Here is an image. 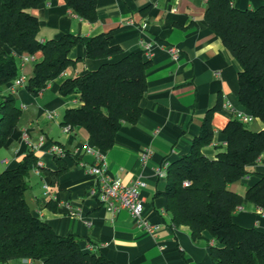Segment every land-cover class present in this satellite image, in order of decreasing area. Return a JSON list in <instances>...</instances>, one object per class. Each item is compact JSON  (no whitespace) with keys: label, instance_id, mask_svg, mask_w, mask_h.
Segmentation results:
<instances>
[{"label":"crops","instance_id":"1","mask_svg":"<svg viewBox=\"0 0 264 264\" xmlns=\"http://www.w3.org/2000/svg\"><path fill=\"white\" fill-rule=\"evenodd\" d=\"M262 4L264 0H234L240 9ZM205 7L206 0H95L93 22L78 16L64 0H48L31 10L38 17L40 40L68 32L82 36L110 33L112 42L123 53L142 50L144 46L151 50L144 72L146 86L140 100V115L134 123L120 126L113 145L106 151L93 145L83 127L63 131L65 110L80 101L76 93L59 92L66 77L93 70L106 59L82 58V46L75 45L71 58H81L37 94L25 85L14 87L13 82L0 89V99L12 94L21 110L15 127L0 147V171L15 167L30 150L43 169L56 171L62 165L54 182L42 169L31 168L25 191L31 212L57 234L76 236L82 249L102 254L112 264L212 263L209 246L217 243L209 232L202 231L193 237L187 225H172L166 199L161 194L166 175L158 171L190 150L206 115L213 133L201 150L206 157L213 158L226 147V123L237 119L238 113L251 114L237 97L240 66L210 29L204 18ZM165 43L179 48L177 58L169 55ZM22 54L16 53L15 57L18 76L26 83L32 75L33 62L29 61L32 65L26 69L27 62L21 65ZM34 58L40 59L41 53L34 54ZM216 103L219 107L213 109ZM250 123L253 130L263 127L258 117H252L247 125ZM54 143L66 153L60 161L50 151ZM97 155L108 175L125 184L144 182L139 195L144 201V216L158 224L155 236L139 227L126 208L111 211L90 194L95 176L87 167L95 163ZM248 169L252 175L230 184V189L243 196L257 174L264 172V152ZM44 183L49 184L51 197L44 194ZM233 220L264 231V211L246 197L234 211ZM88 244L93 247L88 248ZM0 264L43 261L17 257Z\"/></svg>","mask_w":264,"mask_h":264},{"label":"trees","instance_id":"2","mask_svg":"<svg viewBox=\"0 0 264 264\" xmlns=\"http://www.w3.org/2000/svg\"><path fill=\"white\" fill-rule=\"evenodd\" d=\"M47 1L0 0V89L18 76L16 53H41L25 83L33 94L81 58H71L75 45L82 46V58L106 59L93 70L66 77L59 88L62 95L78 94L80 101L65 110L61 124L69 125L70 130L83 127L93 145L106 151L120 126L134 123L140 115L149 60L141 49L123 53L110 33L82 36L68 32L40 40L38 17L31 10ZM64 2L81 18L96 20L95 0ZM204 18L240 66L238 100L263 127L253 130L239 119L229 120L223 128L225 149L208 158L201 150L213 133L206 115L190 150L168 164L161 194L173 226L187 225L193 237L202 231L211 234L217 243L209 246L211 264H264V231L233 220L243 197L264 211V172L257 174L244 196L230 189L234 181L252 175L248 166L264 152V4L240 9L234 0H206ZM218 107L216 103L213 109ZM20 114L12 94L0 99V147ZM36 161L30 150L15 167L0 171V262L20 257L43 264H112L102 254L82 249L76 236L57 234L31 212L25 191ZM39 168L51 182L63 169L62 165L56 171ZM185 180L188 185L183 184Z\"/></svg>","mask_w":264,"mask_h":264},{"label":"built area","instance_id":"3","mask_svg":"<svg viewBox=\"0 0 264 264\" xmlns=\"http://www.w3.org/2000/svg\"><path fill=\"white\" fill-rule=\"evenodd\" d=\"M164 47L172 58L175 59L179 56L180 50L178 47L168 43H165ZM142 54L144 58L149 59L152 55V52L148 46H144L142 48ZM26 61L34 62V55L25 53L22 54L21 65ZM21 85H25L24 79L22 76H17L13 80V86L15 87ZM252 117L253 116L251 114H237V119L244 123L250 121ZM62 128L66 133L70 131L69 125H63ZM25 135L26 134L24 133V136ZM50 151L52 152V154L60 157H64L66 155L62 147L55 143L51 145ZM144 154H146V152H144ZM34 167L39 170L40 162L36 161V165ZM167 167L168 164H164L162 168L158 170L160 174L166 175ZM87 169L91 174L95 176V182L90 188V194L94 196L99 201V203H101L111 211H115L118 208H126L139 227L148 231L152 236H155V233L158 229V224L149 221L144 216V201L139 195V188L144 185L143 181L136 180L129 184H125L120 179L108 175L106 173V170L102 166L101 158L99 157V155L96 156L95 163L89 165ZM183 184L188 185L189 181L185 180ZM43 189L44 194L50 197L52 196L49 184L44 183ZM87 247L91 248L93 247V245L88 244Z\"/></svg>","mask_w":264,"mask_h":264},{"label":"rangeland","instance_id":"4","mask_svg":"<svg viewBox=\"0 0 264 264\" xmlns=\"http://www.w3.org/2000/svg\"><path fill=\"white\" fill-rule=\"evenodd\" d=\"M26 62H27V63L25 64V68H26V69H28V68H30V67H31L32 63H31V62H29V61H26ZM18 71L20 72V70H19V69H18ZM251 125H252L251 123H250V125L248 124V127H249V128H251Z\"/></svg>","mask_w":264,"mask_h":264}]
</instances>
